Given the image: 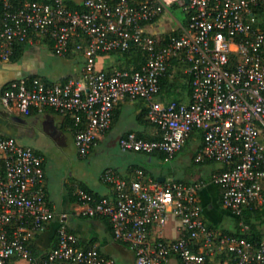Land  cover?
Wrapping results in <instances>:
<instances>
[{
	"label": "built area",
	"instance_id": "2783aa9c",
	"mask_svg": "<svg viewBox=\"0 0 264 264\" xmlns=\"http://www.w3.org/2000/svg\"><path fill=\"white\" fill-rule=\"evenodd\" d=\"M81 5L79 10L66 0H0L1 60L31 33L48 37L56 55L74 49L84 56L78 77L10 81L2 104L24 115L51 108L69 116L75 147L85 156L110 126L120 99H144L158 137L129 131L118 139L119 149L162 152L169 160L199 130L202 144L194 159L225 165L212 181L221 189L222 206L238 221L232 231L206 221L201 181L172 176L160 181L139 166L131 176L106 167L100 178L110 194L95 197L78 188L75 211L106 218L134 264H264V238L245 236L250 224L244 217L245 209L264 205V28L254 13L264 0H82ZM170 6L180 7L185 18H173ZM164 18L169 28L154 30ZM113 51H139L142 62L137 68H97V56ZM173 64L189 76L188 101L155 98ZM44 177L40 153L0 135V264L13 258L29 264H113L96 247L80 243L64 223L65 213L54 212ZM55 217L54 245L33 257L28 242ZM170 221L175 236L161 233Z\"/></svg>",
	"mask_w": 264,
	"mask_h": 264
},
{
	"label": "crops",
	"instance_id": "0c3cea01",
	"mask_svg": "<svg viewBox=\"0 0 264 264\" xmlns=\"http://www.w3.org/2000/svg\"><path fill=\"white\" fill-rule=\"evenodd\" d=\"M20 2L21 0H16ZM24 1V0H22ZM48 1V0H39ZM69 3H81L82 0H66ZM129 57L111 52L101 53L97 56L96 67L99 69L114 68L121 64L128 63ZM84 56L81 51L70 50L64 56L56 55L52 49V42L48 37L41 34L31 33L24 42L16 43L8 60L0 59V135L13 137L19 143L32 147L44 157V191L48 204L56 214L65 213L64 223L67 228L74 232L80 243L84 246H94L103 255L113 260V264H134L132 252L121 242L113 238L109 221L104 217H86L78 214L75 209L80 204L75 191L81 188L93 192L96 196H108L110 188L105 184L100 175L106 167H111L123 176H131L135 167H143L140 159L150 161L151 156L136 151H120L116 160L108 159L99 169L97 179L89 180L83 178L80 183L72 184L63 191L60 202L57 204L51 190V174L49 156L51 149H60L67 146L69 137L74 144L73 127L69 119L54 111L45 108L42 112L33 110L30 114L24 115L14 107H6L1 102V95L6 85L16 79L38 78L47 82L64 80L68 77H78L83 66ZM169 89L161 91L155 96L158 100L168 101L178 99L188 101L190 97L189 76L178 64H173L167 74ZM147 102L144 99L122 98L114 106L110 126L98 135L96 143L86 154L99 152V143L104 141L106 148L118 147V139L129 131L135 132L138 136L152 139L158 137L157 127L150 123L145 113ZM202 144V136L199 130L192 132L186 140L183 148L175 154L172 159L180 157L181 172L171 174L177 179L193 182L201 181L199 200L203 207L206 221L217 228L225 231H232L235 227V216L221 204V189L218 184L212 181V176L224 170L225 165L211 159L195 161V156ZM50 151V152H49ZM114 151V150H113ZM116 153V152H115ZM121 155V156H120ZM143 155V157H142ZM85 157V156H84ZM90 157V156H89ZM159 157V156H158ZM145 168V167H144ZM148 173V170L145 168ZM153 177L163 176L158 173ZM259 211L264 215V205L259 206ZM223 217L232 218L233 221L218 227ZM257 216L251 217L249 221L256 224ZM256 219V220H255ZM59 223L58 217L48 222L41 232L37 233L32 242L39 252L48 251L55 239L56 229ZM257 225V224H256ZM258 227V226H257ZM259 228V227H258ZM260 229V228H259ZM161 233L165 236H175L173 221L162 228ZM130 260V263L128 262ZM10 264H29L25 259L13 258Z\"/></svg>",
	"mask_w": 264,
	"mask_h": 264
},
{
	"label": "rangeland",
	"instance_id": "374dc122",
	"mask_svg": "<svg viewBox=\"0 0 264 264\" xmlns=\"http://www.w3.org/2000/svg\"><path fill=\"white\" fill-rule=\"evenodd\" d=\"M169 10L173 18L179 22L185 18V13L180 9V7L170 6ZM170 17V16H169ZM170 26V21L167 18L160 19L157 27L153 29L156 31L167 30ZM114 150V151H113ZM117 147L106 148L105 142L99 143V152L91 153L87 157L80 156L77 152L75 144H73L71 137H69V142L67 146H63L60 149L53 147L49 152V166L51 174V190L53 192V197L57 204L60 202L63 191L71 187L72 184H77L82 181L83 178L89 180L97 179V174L100 167L108 160L114 159L117 161L121 150ZM116 152V153H115ZM90 156V157H89ZM121 156V155H120ZM143 157V155H142ZM181 157V155H180ZM180 157L175 159L165 160L161 157L151 156L150 161L145 159H140L139 163L148 170V174L151 173L156 175L158 173L165 174L166 177H171V174L180 173L181 164ZM78 185V184H77ZM256 224L260 230L264 233V215L257 216ZM256 220V219H255ZM233 219L224 218L222 222L218 223V227H224L227 223L232 222ZM228 225V224H227ZM130 263V260L128 261Z\"/></svg>",
	"mask_w": 264,
	"mask_h": 264
},
{
	"label": "trees",
	"instance_id": "16d2710c",
	"mask_svg": "<svg viewBox=\"0 0 264 264\" xmlns=\"http://www.w3.org/2000/svg\"><path fill=\"white\" fill-rule=\"evenodd\" d=\"M15 2H17L16 0H14ZM22 2V0L20 1ZM69 6L72 7V8H77L79 10H82L83 9V6L81 5V3H69ZM254 13L256 14V19H257V25L260 27V28H264V5H258L255 9H254ZM113 52H116V53H119L121 55H123L124 57H129L128 58V63H125V64H121L117 67L119 68H128L130 66H134L135 68H137L140 63L142 62V56H141V53L139 51H123V52H120V51H113ZM169 72V70H168ZM168 72H166V74L164 76H162L159 80V83H160V91L159 93L162 91H167L169 89V84H168V80H167V74ZM190 85V83H189ZM158 93V94H159ZM145 116L147 118V112L145 113ZM69 121L72 123V127H73V121L72 119L69 117V116H66ZM148 120V118H147ZM149 121V120H148ZM150 122V121H149ZM151 123V122H150ZM196 131V130H194ZM193 131V132H194ZM145 153V152H144ZM161 157V158H164V154L162 152H150V153H146L148 155L150 154H156ZM143 170L147 173V171L145 170L144 167H142ZM89 193L93 194L95 197H98L96 196L93 192L89 191ZM260 215V211H259V208H255V209H245L244 210V217L246 219L247 222H249L250 224V229H249V233L248 234H245V236L247 237H252L254 239H261V238H264V233L257 227V225L251 221H249V219L251 217H255V216H258ZM237 221H238V218L236 217L235 218V224L237 225ZM235 225V226H236ZM237 232H235L236 235H240L238 230H236ZM55 243V241H54ZM53 243V245H54ZM52 245V246H53ZM28 247L30 249V253L33 257L35 258H41L43 257V255L45 254V252H39L36 248H35V245L34 243L32 242V240H30L28 242Z\"/></svg>",
	"mask_w": 264,
	"mask_h": 264
},
{
	"label": "water",
	"instance_id": "95a60500",
	"mask_svg": "<svg viewBox=\"0 0 264 264\" xmlns=\"http://www.w3.org/2000/svg\"><path fill=\"white\" fill-rule=\"evenodd\" d=\"M163 179H164L163 176H159V177H158V180H160V181H162Z\"/></svg>",
	"mask_w": 264,
	"mask_h": 264
}]
</instances>
